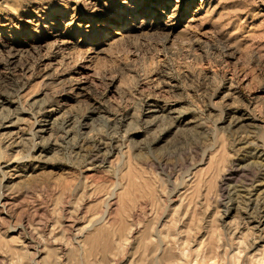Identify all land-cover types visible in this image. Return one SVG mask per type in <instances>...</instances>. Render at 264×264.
Wrapping results in <instances>:
<instances>
[{
  "label": "rangeland",
  "instance_id": "obj_1",
  "mask_svg": "<svg viewBox=\"0 0 264 264\" xmlns=\"http://www.w3.org/2000/svg\"><path fill=\"white\" fill-rule=\"evenodd\" d=\"M2 99L0 264H264V0H0Z\"/></svg>",
  "mask_w": 264,
  "mask_h": 264
},
{
  "label": "bare ground",
  "instance_id": "obj_2",
  "mask_svg": "<svg viewBox=\"0 0 264 264\" xmlns=\"http://www.w3.org/2000/svg\"><path fill=\"white\" fill-rule=\"evenodd\" d=\"M61 44V43H59ZM62 45V44H61ZM13 56H11L12 58ZM153 81V80H152ZM66 85V84H65ZM70 85V91L67 94V96H61L60 98H58L57 100L54 99V103L51 105V107L46 110L41 112L40 111L36 112V118H39V121L35 122V126L33 128V136L36 138H41L43 137L45 134H48L49 136H52L53 132H54V123H58V118L56 117V115L58 114V112H60L62 110V107L65 105V103L67 102V100L71 97V99L73 97H78L81 96L82 97V92L85 91V85L86 83L83 81V78L80 79H73L71 81ZM68 86V85H67ZM154 87V86H153ZM61 93V91H60ZM59 95V94H58ZM6 100V99H5ZM5 100H0V107L3 105V103L5 104L7 101ZM151 100V99H150ZM156 100V99H155ZM52 101V100H50ZM146 108L144 109L142 115V121L141 124L143 125V128H150L152 126H155L157 123H159L160 121L163 122L165 119V116L163 114H169L171 112L172 109V105L168 104V102H158L157 101H147V104L145 105ZM2 108V107H1ZM3 110H0V127L6 131L5 135L6 137H8L9 139H17V134H19L17 131L19 129H17V124H19L20 122V118L18 117V115H11L10 113L8 114H2ZM17 114V113H16ZM164 119V120H163ZM252 120V119H251ZM254 120V119H253ZM256 120V119H255ZM254 120V121H255ZM257 121V120H256ZM59 126L62 129H66L69 126H72V128H76L79 124V121L77 120V118L75 116H65L60 122H59ZM79 126H86L85 123L80 124ZM80 128V127H79ZM57 129V128H56ZM63 131V130H62ZM64 134L67 133V131L63 132ZM62 133V134H63ZM43 140V138H42ZM13 141V140H12ZM109 150V149H108ZM15 163V162H14ZM13 163V164H14ZM10 164L8 163H0V176L5 179L4 181H8V180H12L15 179V175L11 174V173H7L4 172L3 170H5V168H8ZM15 169V168H14ZM13 171V168L10 170ZM9 172V171H8ZM7 173V174H6ZM13 173V172H12ZM111 196V195H110ZM109 198V197H108ZM1 200L3 198H0ZM111 200V199H110ZM111 203V202H110ZM3 205V203H2ZM5 205V204H4ZM114 206V205H113ZM258 211V210H257ZM103 212V211H102ZM135 217V216H134ZM103 219V218H102ZM101 219V220H102ZM74 220V219H73ZM155 227V226H154ZM87 229V228H86ZM86 231V230H85ZM26 232V231H25ZM20 233V232H19ZM264 233V232H263ZM82 234V233H81ZM255 234V233H254ZM79 236V235H78ZM131 237V236H130ZM263 240V239H262ZM260 243V242H259ZM46 244V243H45ZM36 248V247H35ZM35 253V252H34ZM38 256V255H37ZM37 262V261H36Z\"/></svg>",
  "mask_w": 264,
  "mask_h": 264
},
{
  "label": "snow or ice",
  "instance_id": "obj_3",
  "mask_svg": "<svg viewBox=\"0 0 264 264\" xmlns=\"http://www.w3.org/2000/svg\"><path fill=\"white\" fill-rule=\"evenodd\" d=\"M122 6H127V4H121ZM62 19L66 20L67 19V14L65 13L62 17Z\"/></svg>",
  "mask_w": 264,
  "mask_h": 264
}]
</instances>
